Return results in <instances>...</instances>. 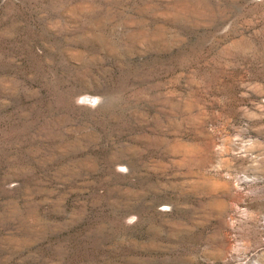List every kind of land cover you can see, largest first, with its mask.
I'll return each instance as SVG.
<instances>
[{
	"label": "rangeland",
	"instance_id": "rangeland-1",
	"mask_svg": "<svg viewBox=\"0 0 264 264\" xmlns=\"http://www.w3.org/2000/svg\"><path fill=\"white\" fill-rule=\"evenodd\" d=\"M0 264H264V0H0Z\"/></svg>",
	"mask_w": 264,
	"mask_h": 264
}]
</instances>
